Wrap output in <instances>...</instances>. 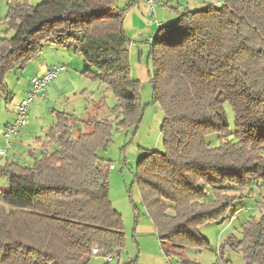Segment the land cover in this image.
Listing matches in <instances>:
<instances>
[{"label": "trees", "instance_id": "16d2710c", "mask_svg": "<svg viewBox=\"0 0 264 264\" xmlns=\"http://www.w3.org/2000/svg\"><path fill=\"white\" fill-rule=\"evenodd\" d=\"M117 1L7 2L4 32L12 33L0 37L2 92L5 75L24 68L49 42L81 55L80 74L102 83L116 103L76 136L77 117L56 112L30 164L0 165L8 185L0 191V264H86L93 249L109 261L125 247L122 215L109 198L110 161L97 155L113 125L128 130L142 113L123 31L133 4L115 10ZM203 1L195 10L173 8L176 19L160 25L150 44L164 151H147L134 171L161 250L176 264H195L185 249L210 245L199 226L223 220L235 199L264 182V0ZM231 246L246 264H264V206ZM220 262L232 264L221 255L214 264Z\"/></svg>", "mask_w": 264, "mask_h": 264}, {"label": "rangeland", "instance_id": "374dc122", "mask_svg": "<svg viewBox=\"0 0 264 264\" xmlns=\"http://www.w3.org/2000/svg\"><path fill=\"white\" fill-rule=\"evenodd\" d=\"M8 1L0 0V37L9 36L12 33L6 34L4 32L3 18L7 11ZM43 1L30 0L35 5ZM127 2L128 0L117 1L114 9H122ZM177 3L176 0H165L163 4L157 5L158 7L156 6L154 9L155 18L165 26L173 22L177 17V12L173 9L178 6ZM180 5L179 11H182L185 7L191 10L203 8L206 3L203 0H181ZM154 15H152L153 18ZM47 47L44 46L33 59L36 61L37 58H40L41 54L46 52L45 48ZM50 48L55 49L54 47ZM68 50L70 51L68 59L71 61V66L69 65L67 68L66 61L63 62L65 66L62 69H60L61 64L56 65L60 69L58 76L48 85L49 87L52 82L59 81L63 74L67 73V69H74L71 76L63 77L58 82V86L52 89V95H55L54 92H57L59 87L62 89L54 98L56 104L48 102L46 98L47 87L42 94H38L30 102L27 107V123L20 128L25 135L29 132L32 133V137L40 136L42 142H46L45 134L50 126L56 122V112L74 114L80 120H101L108 115L109 109L116 103L112 94L106 91V87L102 83L80 74L86 67L82 56L73 49H66L65 52ZM34 60L30 63L31 65L27 63L26 67L12 70L3 78L6 92L0 90V114L3 112L11 115L9 116L12 118L10 122L15 121L14 105L19 104L30 89V78L38 75V68L35 69ZM6 95L9 96L7 102L5 101ZM152 96L149 86L140 87L139 101L142 113L138 125L121 131L116 130L115 125H113L110 142L104 149L97 151V155L109 160L112 166L109 171V198L113 208L122 215L125 247L120 251L119 256L109 261L102 256H91L86 264H106L107 261L108 264H176L173 258H166L161 250L160 240L142 204L143 199L135 180L134 171L140 156H143L147 151H164L163 136L160 129L164 121V114L159 104L153 102ZM223 109L228 130L233 131V111L226 103ZM91 130L92 128H86L85 132ZM75 131L76 127L73 126V136L77 135ZM47 146L48 149L52 148V146ZM9 150L7 148V152ZM11 155L10 152L8 160L13 161L14 156ZM16 155L14 161L20 165H28L32 161L27 153ZM5 157L6 155L0 156V163L4 161ZM7 189L6 179L0 176V191ZM243 193L244 196L233 201L223 220L205 222L199 226L200 233L209 241L210 245L207 249L186 248L185 257L187 259L195 262V264H214L217 257L221 255L223 262L230 260L232 264H246L242 253L233 248L231 243H236L241 238L242 224L249 217H260L264 206V182L252 184Z\"/></svg>", "mask_w": 264, "mask_h": 264}, {"label": "crops", "instance_id": "0c3cea01", "mask_svg": "<svg viewBox=\"0 0 264 264\" xmlns=\"http://www.w3.org/2000/svg\"><path fill=\"white\" fill-rule=\"evenodd\" d=\"M176 2H178L177 7H180L181 6L180 5L181 0H176ZM131 3L133 5L127 9V11L125 12L124 17H123V31L125 32V35L128 39L129 61H130L131 68H132V76L134 79H136L140 83L141 87L149 86L151 88V91H152V81H153V71L154 70H153L152 61L149 57V50H150V44L156 35V31H157L158 27L160 25H163V24L155 18V15H154V9L155 8L153 10H151L148 6V3H146L145 0H143V1L128 0V2L124 5L123 8H125L128 4H131ZM163 3L164 2L159 3L158 6L163 4ZM178 10H180V9H178ZM149 14L151 17L149 16ZM152 15H154L155 19L152 17ZM44 46L45 47L48 46L47 48H45L46 52H43L41 54L40 58H37L36 61L34 59H31L28 62L29 65H31L30 63L34 60L35 69L38 68V71H37L38 75L37 76H39V75L42 76V74L46 71V69H48L52 66L60 65V64L62 66H65L63 63L64 61L67 62V68H69V65L71 64L70 59H68V57L70 56V51L69 50L67 52H65V51H66V49H73V48H71L70 46H69L70 48L56 46V45L54 46V44L49 43V42L45 43ZM50 47H54L55 49L52 50ZM133 52L135 54L134 56H133ZM25 67H26V65H25ZM73 70L74 69H71V70L67 69L66 70L67 73L65 75L63 74V77H65L67 75L71 76V74L74 72ZM63 77H61L60 80ZM59 81L52 82V84L49 87L47 86L48 88L46 89L47 90L46 98L48 99L49 103H53L54 105L56 104V101L54 100V98H55L56 94H59L61 92L62 89H61V87H59L57 90L58 93L54 92L55 95H52L51 91L54 87L58 86ZM29 82H30V80H29ZM30 88H31V84H30ZM152 95H153V92H152ZM8 98H9V96L6 95L5 96L6 102H7ZM54 112H56V111H54ZM9 116H11V115L4 114L3 112L0 114V148L3 149V147H4L6 149V152H7V148L10 149L7 152V154H5L6 157H5L4 161H2V163L5 161H11V160H8V155H10V152L14 156V158L17 157L16 154L21 155V154L27 153L33 159V157L37 156V154H39V151L42 148H44L41 145H42V143H45V141L42 142V138L40 136L37 137L38 135L32 137V133L28 132L25 135L22 132V130H20L18 134L9 137L8 141L10 142V147H6L5 145L7 144V141L3 137L2 131L7 124L11 123L10 121L12 120V118H9ZM92 120H97V119H92ZM87 121H91V120H87ZM87 121H86V119L80 120L77 118L75 123H73V125H72V127L73 126L76 127V131H75L76 134L78 133V131L85 132L86 128L87 129L91 128L86 123ZM72 127H71V132H72ZM35 137H37V138L34 140ZM10 138H11V140H10ZM46 142H47V140H46ZM14 158H13V162H15ZM2 163H0V165ZM110 168H112L111 164H110ZM94 256H97V255H94Z\"/></svg>", "mask_w": 264, "mask_h": 264}, {"label": "built area", "instance_id": "2783aa9c", "mask_svg": "<svg viewBox=\"0 0 264 264\" xmlns=\"http://www.w3.org/2000/svg\"><path fill=\"white\" fill-rule=\"evenodd\" d=\"M148 3V6L151 10H153L159 3H162L165 0H145ZM193 1V0H192ZM215 5H220L221 0L213 1ZM63 66L60 68L62 69ZM56 65L46 69V71L39 76H33L30 79L31 88L27 92L26 97L23 98L19 104L14 105L13 109L15 111V121L7 124L3 131L2 135L6 139L7 144L6 147H10V142L8 141L9 137L16 135L19 133L20 128L24 127L27 123V107L30 102L38 95L42 94L44 90L47 88L49 83L58 76L59 70ZM6 149L0 148V156H5ZM92 253L96 255L98 253L97 249H93ZM110 260V259H109Z\"/></svg>", "mask_w": 264, "mask_h": 264}]
</instances>
